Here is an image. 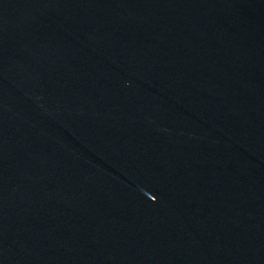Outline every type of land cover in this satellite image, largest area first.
I'll list each match as a JSON object with an SVG mask.
<instances>
[{
  "label": "water",
  "instance_id": "obj_1",
  "mask_svg": "<svg viewBox=\"0 0 264 264\" xmlns=\"http://www.w3.org/2000/svg\"><path fill=\"white\" fill-rule=\"evenodd\" d=\"M0 264H264V0H0Z\"/></svg>",
  "mask_w": 264,
  "mask_h": 264
}]
</instances>
